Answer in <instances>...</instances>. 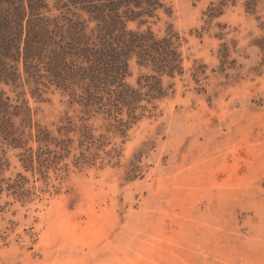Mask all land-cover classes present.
Instances as JSON below:
<instances>
[{
  "label": "rangeland",
  "instance_id": "obj_1",
  "mask_svg": "<svg viewBox=\"0 0 264 264\" xmlns=\"http://www.w3.org/2000/svg\"><path fill=\"white\" fill-rule=\"evenodd\" d=\"M162 2L127 28L177 35L183 73L129 58L126 84L157 76L168 97L125 133L54 84L34 94L22 63L18 86L0 83V264H264V0Z\"/></svg>",
  "mask_w": 264,
  "mask_h": 264
},
{
  "label": "trees",
  "instance_id": "obj_2",
  "mask_svg": "<svg viewBox=\"0 0 264 264\" xmlns=\"http://www.w3.org/2000/svg\"><path fill=\"white\" fill-rule=\"evenodd\" d=\"M162 3V0H66L59 9L67 13L62 18H52L44 13L47 8L44 0H0V83L18 86L21 79L18 65L22 63L27 82L35 84L34 94L42 91L41 86L49 88L54 84L70 93L73 104L82 107L85 115L104 114L125 133L139 119L136 114L141 101L154 103L168 97L157 76L141 78L138 90L130 88L125 82L129 58L137 57L140 65H146L159 76L175 78L183 73L177 35L158 36L150 29L127 28L130 20L153 16ZM84 15L89 19L82 20ZM87 22L96 24L90 33ZM10 108L0 92V135L7 138L11 136L7 118ZM125 110L127 121L119 118ZM66 129L67 133L76 131L72 127ZM88 131L83 126L85 139L91 137ZM49 138L39 132V141ZM71 141H60L58 146L66 147ZM45 153L38 155L42 164L50 160V157L41 160ZM27 161L32 163L33 155Z\"/></svg>",
  "mask_w": 264,
  "mask_h": 264
}]
</instances>
